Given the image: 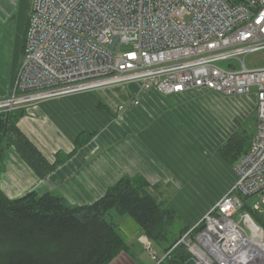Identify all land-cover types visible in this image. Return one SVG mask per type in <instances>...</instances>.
<instances>
[{"label": "built area", "instance_id": "2783aa9c", "mask_svg": "<svg viewBox=\"0 0 264 264\" xmlns=\"http://www.w3.org/2000/svg\"><path fill=\"white\" fill-rule=\"evenodd\" d=\"M260 50L264 0H31L22 59L0 112L131 83L138 88L130 107L142 91H253L255 129L233 165L232 187L174 245L184 244L196 264H251L248 248L264 247L255 221L264 220V65L244 58ZM252 196L259 200L251 206ZM140 241L154 264L169 253L159 257L148 237Z\"/></svg>", "mask_w": 264, "mask_h": 264}, {"label": "crops", "instance_id": "0c3cea01", "mask_svg": "<svg viewBox=\"0 0 264 264\" xmlns=\"http://www.w3.org/2000/svg\"><path fill=\"white\" fill-rule=\"evenodd\" d=\"M10 2L0 0V12H9L12 9ZM10 85L0 86V95H4ZM130 86L134 88L133 93L123 86L112 90L103 88L101 93L113 105L115 101L119 104L135 96L138 86L134 83ZM207 93L214 95L217 105L225 102L230 108L222 109L226 110V116L220 117V122L217 119L215 124L210 123L208 109L199 108L196 104V96L206 94L195 91L171 95L142 91L138 92L139 106L130 107L126 103L122 111H117L115 104L112 115L97 112L92 106L89 109L93 113L74 119L72 112L66 114L61 103L74 100L82 106L87 103L86 94L89 93L51 98L28 107L17 125L50 162L55 160L58 150L65 153L73 150L74 140L80 131L97 133L63 165L42 179L10 148L6 152L0 188L8 197L16 198L30 190L39 192L40 186L45 185L48 186L45 190L59 191L71 204H83L102 196L120 176L139 174L153 186L151 192L158 199L159 187L168 188L172 183L173 192L177 193L173 198L177 209L173 205L171 208L178 210L183 218L181 222L191 228L234 183L233 165L238 159L235 162L225 160L218 148L231 135L236 136L243 130H252L247 133H253L255 129V121L251 118L255 111V98L249 105H236L230 98ZM96 102L98 104L99 101ZM119 114L123 116L121 121L117 119ZM248 118L250 121L246 123ZM100 121L105 122L103 128ZM242 125L246 126L242 129ZM221 170L225 173V183L219 197L197 208L191 215L185 214L183 210L190 209L192 205V202L183 204L185 196L207 191L213 183V176ZM41 182L44 184L40 185ZM133 237H139V232ZM131 253L136 254L132 249ZM122 257L112 263L120 264ZM136 257L139 258L138 264H142L140 255L136 254Z\"/></svg>", "mask_w": 264, "mask_h": 264}, {"label": "trees", "instance_id": "16d2710c", "mask_svg": "<svg viewBox=\"0 0 264 264\" xmlns=\"http://www.w3.org/2000/svg\"><path fill=\"white\" fill-rule=\"evenodd\" d=\"M97 105L105 104L99 100ZM26 113L24 107L0 112V175L10 148L42 179L97 133L80 131L73 150H58L50 162L17 125ZM243 131L218 148L225 160L235 162L248 149L253 133ZM151 188L143 176L124 174L98 199L83 204H71L57 190H30L10 198L0 188V264H110L125 254L131 256V244L119 232L115 215L130 217L139 236L146 235L169 252L158 264H186L191 258L187 247L174 245L189 228L175 223L178 216ZM255 221L264 229L263 219Z\"/></svg>", "mask_w": 264, "mask_h": 264}, {"label": "rangeland", "instance_id": "374dc122", "mask_svg": "<svg viewBox=\"0 0 264 264\" xmlns=\"http://www.w3.org/2000/svg\"><path fill=\"white\" fill-rule=\"evenodd\" d=\"M30 3H31V0H11L10 4H11L12 9L9 12L8 11L0 12V86L4 85L6 87L14 80L16 69L18 68L21 62L24 37H25L26 29H27V17H28ZM122 47L125 48V47H128V45L123 44ZM244 59L247 65H250L251 63H257L258 65H264V50L250 53L246 55ZM125 87H127L130 92L132 91L134 92V88L131 86L129 87V84H126L123 86V88ZM104 89L112 90L114 89V87L104 88ZM101 90L103 89L83 92V93H89V94H86L87 103H84L82 106L81 104H78L74 100H70V102L61 103V105L64 108H66L65 109L66 114H69L71 112L73 113L72 119H74L76 116L80 117L82 115H85V117H87L88 113H93L92 109H89L92 106H94V109L96 108L95 110L97 112H103L105 115L107 114L112 115L111 111H113L114 105L117 104L118 102L115 101L114 102L115 104L113 105L112 102L107 101L103 97ZM198 92L199 91H197V93ZM204 92L206 95L202 94L200 96H196L197 97L196 104L198 105L199 108L208 109L207 111L209 113L208 112L207 113L210 116L211 124H215L217 119L220 122V117L224 118L226 116L225 114L226 110H222V109H226L229 107L225 105V102L222 103L224 105H221V106L217 105V99L213 98L214 95L212 94L210 95L206 91ZM83 93L81 92V94ZM214 94H217L218 96L219 95L225 96V98H230L232 99L233 103L236 105H242V104L249 105L250 101L251 100L254 101V97H255L253 94V91H251L247 95H228L227 96V95H222L218 93H214ZM113 95H115V93H113ZM221 96L219 97L222 98ZM96 100L98 101L100 100L105 105L98 106ZM123 102L127 103L128 99L123 100ZM91 103H93V105ZM216 112H218L219 115H217ZM252 117L255 121V111L251 114V118ZM118 121H121V120H118ZM249 121L250 119L248 118V121H246V123H248ZM100 122H101V128H103L104 126L102 125L105 122L103 121H100ZM183 125H185V123ZM245 126L246 125H242V127H245ZM247 131L249 132L252 130H247ZM224 174L225 173L223 172V170H221L219 173H216L212 178L213 183L207 191L200 192V194L199 193L194 194L196 192H192L189 195L185 196L183 204L186 205L187 202H189L188 203L189 205L192 202V205L190 209L187 208L183 210V212L185 214L191 215L193 212H196L197 208H201L206 203L217 199L216 197H219L220 193H222V187L225 183ZM1 175H0V178H1ZM43 184H44L43 182L40 183V185H43ZM47 187L48 186L43 185V186H40V189L38 190L39 192H42ZM173 189L174 187L172 183L169 184L168 188L165 186L159 187V190H160L159 199L164 204H166L168 207L174 206L177 209L176 201L173 199L177 195V193L173 192ZM178 198L179 197L177 196V199ZM188 198L191 200L189 201ZM258 200H259L258 196H252L248 200V204L252 206L253 203L257 202ZM174 213L178 216L175 223L179 225L184 224V222H181L183 221V218L181 214L179 213V211L175 210ZM113 220L117 223L118 230L121 233V235L124 237V239L128 241L129 243H131V249L134 251V253H136L137 255H140L142 259L141 260L142 264H154L155 263L154 260L150 257L149 253L143 248V244L140 241V238L146 235L142 234L139 237H133L137 232V225L135 224V222L126 215H115ZM152 248L155 251L157 256L159 257L162 256V253H163L162 247H159L154 242H152ZM136 254L134 255L132 254L131 256L123 255L122 257L123 261H121L120 264H138L139 258L136 257Z\"/></svg>", "mask_w": 264, "mask_h": 264}, {"label": "bare ground", "instance_id": "6f19581e", "mask_svg": "<svg viewBox=\"0 0 264 264\" xmlns=\"http://www.w3.org/2000/svg\"><path fill=\"white\" fill-rule=\"evenodd\" d=\"M249 258L251 264H264V247L256 242L252 243V248H248Z\"/></svg>", "mask_w": 264, "mask_h": 264}, {"label": "water", "instance_id": "95a60500", "mask_svg": "<svg viewBox=\"0 0 264 264\" xmlns=\"http://www.w3.org/2000/svg\"><path fill=\"white\" fill-rule=\"evenodd\" d=\"M203 227H204V225L202 224L200 226V229H202ZM186 264H196V262L193 258H189L188 261L186 262Z\"/></svg>", "mask_w": 264, "mask_h": 264}]
</instances>
